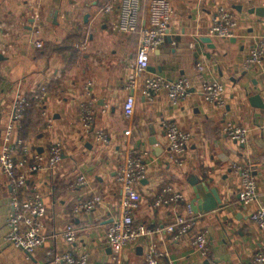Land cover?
<instances>
[{
  "label": "crops",
  "instance_id": "0c3cea01",
  "mask_svg": "<svg viewBox=\"0 0 264 264\" xmlns=\"http://www.w3.org/2000/svg\"><path fill=\"white\" fill-rule=\"evenodd\" d=\"M76 1L79 3L0 0V145L13 119L18 93L32 95L43 85L51 93L42 111L37 105L30 107L16 126L15 138H24L35 151L43 153L52 142L65 145L58 163L47 164L30 177V185L39 187L48 208L42 226L45 242L34 254L6 239L11 188L0 165V264H63L57 256L71 245L59 233L70 224L79 229L73 251L89 252L88 264L116 262L118 255L107 240V223L120 210L122 191L117 169L124 163L130 144L141 150L148 163L139 217L154 231L127 245L118 260L121 264H147L144 256L150 242L165 253L160 264L171 260L176 264H253L252 257L264 239V231L251 218L252 211L264 205V58L250 67L246 60L253 45L264 37V16L254 11L264 7V0H183L186 12L182 17L177 16V3L172 0V32L151 53L149 71L170 79L187 76L191 96L174 104L167 90L155 99L140 90L132 125L124 105L130 93L138 35L118 30V3L112 12H105L104 6L111 0ZM221 5L231 8L238 20L231 38L211 34ZM49 33L57 35L58 42L46 41ZM206 37L212 43L203 39ZM74 40L76 48L78 43L84 44L82 50L77 48L76 58L68 52ZM37 41H42V46H37ZM198 62L206 71L198 69ZM88 79L93 80L92 91L98 98L95 127L108 134L109 143L96 131H88L80 120L79 105L85 98ZM208 79L227 85L226 109L205 99L202 90ZM227 117L247 125L249 140L245 145L224 132ZM164 119L176 121L194 134L184 167L176 168L167 161ZM150 123L165 149L160 156L150 142ZM235 162H251L257 175L259 199L249 205L240 200L242 176L233 168ZM80 171L89 178L83 186L75 184ZM193 176L217 187L223 204L207 213L194 211V229L176 241L168 229L175 222L176 205L158 207L155 201L165 188L173 187L183 191L192 203ZM97 194L103 197L99 206L75 213L78 201ZM200 231H208V254H202L194 244V236Z\"/></svg>",
  "mask_w": 264,
  "mask_h": 264
},
{
  "label": "built area",
  "instance_id": "2783aa9c",
  "mask_svg": "<svg viewBox=\"0 0 264 264\" xmlns=\"http://www.w3.org/2000/svg\"><path fill=\"white\" fill-rule=\"evenodd\" d=\"M115 3H118L119 7L118 30L138 35L134 66L128 84L130 93L124 105L125 116L132 125L140 90L149 99H155L159 93L167 90L172 102L178 104L190 99L192 85L187 76L170 79L161 74H151L149 71L151 53L159 49L172 32L173 1L111 0L104 6V11L112 12ZM237 26L238 20L232 9L221 5L213 18L211 34L221 38H231L235 36ZM42 44V41L36 42L37 46H42ZM83 45L82 43L77 44L81 50ZM263 58L264 37L253 45L246 65L253 66L260 63ZM197 67L202 72L206 71V66L202 62H198ZM93 83L92 79H88L85 84V98L79 105L80 120L88 131H96L101 139L109 143L108 134L95 127L98 98L93 94ZM202 92L208 102L224 109L227 108V85L223 81L206 80ZM50 93L48 87L41 86V92L36 98V105L43 108L45 99ZM28 104L29 101L25 93L19 92L15 101L13 119L0 145V165L8 175L11 188V211L6 239L30 254H34L36 249L45 242L42 226L48 208L39 187L36 184L30 185V177L42 171L47 164L58 163L65 152V145L58 141L52 142L48 145L47 152L43 153L35 151L24 138H15L16 126L24 118ZM162 123L165 136L168 139L167 161L176 168L184 167L188 161V150L194 140V134L181 128L176 121L164 119ZM48 124L52 127V119H49ZM223 130L231 139L240 143L246 144L249 140L247 125L235 121L233 118H226ZM233 168L242 176L241 203L249 205L258 200V179L252 163L235 162ZM147 172L148 163L141 150L134 144L127 146L125 161L117 169V180L122 191L120 210L107 223V240L112 250L117 253L118 260L122 258L123 249L127 245L145 235H152L154 231L148 226L145 219L139 217L144 200L142 187ZM88 183L87 173L80 171L75 184L83 186ZM102 201V195H94L91 198L78 201L74 211L79 214L83 211L94 210ZM169 204H174L177 207L175 222L168 229L173 233V239L178 241L194 229L197 219L192 204L183 191L173 187L165 188L157 197L155 205L160 207ZM251 218L264 231V205L252 211ZM78 231V228L70 224L65 231L59 233L71 245L68 251L57 256L63 264H88L90 262L89 252L77 254L73 251ZM194 244L202 254H208L210 251L208 231L197 232L194 236ZM49 255H52L51 251H49ZM164 256L165 253L154 242H150L144 257L147 264H160ZM118 260L108 264H121ZM252 263L264 264V239L253 255ZM169 264H176V262L171 260Z\"/></svg>",
  "mask_w": 264,
  "mask_h": 264
},
{
  "label": "water",
  "instance_id": "95a60500",
  "mask_svg": "<svg viewBox=\"0 0 264 264\" xmlns=\"http://www.w3.org/2000/svg\"><path fill=\"white\" fill-rule=\"evenodd\" d=\"M177 3V16L182 17L185 14V5L183 0H175ZM254 11H257L259 15L264 16V7H258ZM58 12L55 15V19H57ZM89 14L87 13L85 18L88 20ZM170 36V35H169ZM205 41H209L212 43V39L210 37L203 38ZM2 54L0 57L2 58ZM258 98V97H256ZM150 128V142L157 151V154L160 156L164 153L165 149L163 145L160 142V138L158 136L157 129L154 124L150 123L149 124ZM245 145V144H243ZM261 147L264 149V142L261 144ZM190 182L193 186V191L195 194V199L191 203L193 210L196 212H201V213H207L211 212L213 210L218 209L222 204V196L217 187H214L210 185L209 182H207L204 178H201L199 176H193L190 179ZM209 262V261H208ZM209 264V263H208Z\"/></svg>",
  "mask_w": 264,
  "mask_h": 264
},
{
  "label": "trees",
  "instance_id": "16d2710c",
  "mask_svg": "<svg viewBox=\"0 0 264 264\" xmlns=\"http://www.w3.org/2000/svg\"><path fill=\"white\" fill-rule=\"evenodd\" d=\"M78 36V35H77ZM74 43H75V40L72 42V45L70 46V48H69V51L68 52H70V56L71 57H73V58H76L77 56H78V49L76 48V46L74 45ZM46 87H48L47 85H45ZM40 92H41V86L39 87V89L36 91V92H34L32 95L31 94H27V93H25V96H26V98H27V100L29 101V104L27 105V107H26V110H25V114H26V112H27V110L30 108V107H37L36 106V98H37V96H38V94H40ZM39 109H41V108H39ZM41 111H42V109H41ZM25 114H24V117H25Z\"/></svg>",
  "mask_w": 264,
  "mask_h": 264
},
{
  "label": "rangeland",
  "instance_id": "374dc122",
  "mask_svg": "<svg viewBox=\"0 0 264 264\" xmlns=\"http://www.w3.org/2000/svg\"><path fill=\"white\" fill-rule=\"evenodd\" d=\"M71 2H72V3H74V2L77 3L78 1H76V0L72 1V0H71ZM78 3H79V2H78ZM78 3H77V4H78ZM80 22H81V21H80ZM16 28H17V27H16ZM86 37H87V40H88V38H89V34H86V35H85V38H86ZM45 38H46V41L49 40V41H48L49 43H50V42H54V41L58 42L57 35H54L53 33H52V34L49 33V36L45 35ZM77 41H78V40H77ZM79 41H81V40H79Z\"/></svg>",
  "mask_w": 264,
  "mask_h": 264
}]
</instances>
